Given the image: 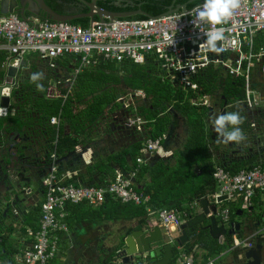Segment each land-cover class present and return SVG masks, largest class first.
<instances>
[{"label": "built area", "instance_id": "2783aa9c", "mask_svg": "<svg viewBox=\"0 0 264 264\" xmlns=\"http://www.w3.org/2000/svg\"><path fill=\"white\" fill-rule=\"evenodd\" d=\"M176 11L171 14L155 15L142 18H120L103 22L94 20L87 27L69 22H54L31 18L21 20L15 14L0 15V54L6 55L1 69L10 58L24 59L34 55L49 69H56L57 63L70 57L75 66L69 77L50 84L46 89L47 98H59L60 86H73L75 77L84 69L95 67L100 61L114 64L131 62L135 65L153 63L160 70V77L183 90L197 89L193 79L203 70L214 67L221 68L228 76L244 81V92L238 104L248 110L259 107V100L252 88V76L264 75V46L256 39L264 35V0H240V6L222 25L224 39L219 42L220 53L208 51L199 46L206 39L203 32L212 25L202 24L201 31L192 23V10L198 5ZM142 91L128 94L129 100ZM126 107L131 104L119 98ZM118 102V100H117ZM122 103V104H123ZM195 105L207 106V97H200L192 102ZM129 123L142 126L145 122L140 118H129ZM50 125L58 127L59 117H51ZM254 127V123L251 124ZM161 137L148 138L140 149L141 156L136 159L138 167L146 164L161 149ZM47 174L41 181L43 201L40 204L39 227L30 231L32 243L22 253L24 264H50L59 252L60 235L69 231L66 222L67 204L84 203L98 209L110 196L121 203L146 205L149 197L137 191L135 177L136 168L129 171L115 170L113 178L104 186H85L65 183L70 175H63L55 152L49 156ZM215 191L210 199L220 204L217 199L226 196V201H240L246 209L252 206L255 198L260 196L264 202V169L260 166L249 170H240L230 174L220 167L212 173ZM197 202L188 205L189 209H160L152 211L147 207L146 228L152 230L159 227L164 234L174 238L180 236L181 226L192 218ZM216 218L223 225L229 224L227 209H217ZM257 236V233L254 237ZM231 247L251 248L250 238L232 237ZM180 251V249H179ZM178 264H194V254L182 253L177 257ZM209 261L208 264H213Z\"/></svg>", "mask_w": 264, "mask_h": 264}, {"label": "trees", "instance_id": "16d2710c", "mask_svg": "<svg viewBox=\"0 0 264 264\" xmlns=\"http://www.w3.org/2000/svg\"><path fill=\"white\" fill-rule=\"evenodd\" d=\"M140 1L143 2L141 9L151 16L166 11L159 1ZM47 2L51 9L58 10L57 0H47ZM123 3L128 4L126 1ZM198 3L200 2L191 4L187 9ZM127 4L125 7L122 4L120 7H116L112 2H97L99 8L113 12H125L132 10L131 8H136V6L131 7ZM142 17L136 16L135 18ZM94 20L97 18L95 17ZM69 23L86 27L89 21L80 19ZM258 43L264 46V35L258 36ZM5 58L6 55L1 53L0 67ZM69 63H72L71 67L75 66L70 57L63 58L60 64L65 67L66 71H70L71 68H66ZM49 74L52 75L51 77H57L56 73L51 72ZM160 74V70L152 63L139 66L131 62L114 64L100 61L95 67L84 69L75 77L71 94L65 99L46 97L47 77L36 82L29 78V80H24L21 83L22 98L15 105L19 109L15 117L21 126L24 123L30 130H35V132L45 136L44 153L27 159L30 170H34V175L37 178L35 182L29 180V185L33 188L38 187L41 192H43L41 181L47 174L51 153L55 152L61 172L63 164L69 168L70 164L73 163V158L76 157L74 152L81 145H84L85 131L96 125L104 115L122 108V105L117 102L118 95L122 97L127 94H134L136 91H142L144 94L143 100L146 103L135 106V108L131 105L124 109L130 115L144 119V131L142 132L144 137L141 140H136L129 148L111 155L105 160L100 159L92 166H84L83 172L70 176L65 183L76 186H104L113 178L116 169L127 172L136 168L135 183L137 185L135 189L148 196L149 202L146 205L137 206L132 203H121L107 196L105 202L97 210L98 212L85 208L84 203L67 204L65 211L67 213L66 220L69 223L80 221L88 216L97 220L109 221L136 219L139 221V225H146L147 207L152 211L160 209L182 211L187 210L186 205L183 206L184 203H190L194 199L199 200L208 194H212L215 191L212 173L216 167H220L230 174H236L240 170H249L256 166L264 169V154L260 152L263 151L262 146L260 151H255V148H252V152L241 160H235L233 157L227 158L226 154L222 152L217 153L219 151L217 145L207 137L206 118L209 109L206 106L192 103L197 98L213 96L219 88L222 90V97L226 103L237 102L241 98H236V96L244 89L242 79L228 76L221 68L209 67L194 77L193 81L197 85V89L192 91L183 90L170 81L163 80ZM2 76L3 71L0 68V77ZM259 76L264 77V75ZM37 84L41 85L39 90ZM120 86L124 88L120 89ZM65 91V89L61 90L64 93ZM259 109L260 107L249 110L250 112L246 114L239 112L245 118L240 127L246 139L249 138L251 124L254 123L252 121L258 120L259 115L264 116L263 111H259ZM174 114L183 118L188 125L186 143L183 149L174 154V163L170 164L168 163L169 160L166 161L163 158H153V160H149L146 164L138 167L136 159L141 156L139 151L143 142L148 138L155 139L166 134L173 125ZM256 114L259 115L256 116ZM55 116L60 117L58 127L49 124L50 118ZM250 135L253 140L254 134ZM211 149L218 154L217 157L213 156ZM37 163L43 165V171H40V174L33 168ZM39 217L40 205L35 208L27 220L33 231L38 230L39 225L36 226L35 222ZM131 230L132 228L128 229L127 234ZM123 238L117 246L118 249L123 246ZM230 239L231 237L228 238L231 243ZM8 247L5 244H0V251L3 249L15 251L10 246ZM190 249L192 248L189 247L184 251L189 254ZM3 256L4 254L0 253V258Z\"/></svg>", "mask_w": 264, "mask_h": 264}, {"label": "crops", "instance_id": "0c3cea01", "mask_svg": "<svg viewBox=\"0 0 264 264\" xmlns=\"http://www.w3.org/2000/svg\"><path fill=\"white\" fill-rule=\"evenodd\" d=\"M90 22L91 21H89V23ZM256 41L258 43V37ZM29 58H33L34 59L33 63H38L41 66L43 65L47 73H51L50 71L52 69H49L46 66V64H44L34 55L26 56L23 59L27 62L26 68L29 67L28 71L30 70V65H31V63L28 61ZM59 62L61 63L62 59L58 61L57 63L58 66L52 72L53 74L56 73L57 77H51L50 79H48L46 88H48L50 84H53L58 80L63 81L64 79L69 77L70 74L72 73V67H71L72 63H69L66 66V68L68 67L71 68L70 71H66L65 67L62 66ZM154 66L156 67L155 64ZM257 75L256 76L253 75L252 78L253 79L256 78ZM59 89L66 90L65 93L59 90L61 96L63 95L68 96L69 94H71L72 86L71 88H69L68 86L62 85L60 86ZM215 95H216V91L213 94V96H206L209 100V104L206 106L208 107L209 112H210V107L212 105L211 99L214 98ZM221 95H222V92L220 96ZM220 96L218 98H220ZM120 98H123V97H120ZM11 99H12V104L9 108L8 114L5 117H0V244L1 245L5 244L7 245V247L10 246L11 248L15 249V251L11 252L9 251V249L7 251H5L6 249L1 250L0 253H3L4 256L0 258V264H24L22 260V253L27 247L31 245L32 238L29 235V232L33 231L30 225L28 224L27 220L29 216L34 212L35 208L39 206L41 202L43 201V192H41L38 189V187L33 188L29 185V180H30L29 174L31 170L29 168L30 164L28 163V160H27V158L29 157L28 156L29 152L27 151L28 146L26 147L25 145L27 144L28 139H29L28 134L30 133L29 132L30 129L24 123L21 126L20 123L18 122V119L15 117V115H16V110H19V109L18 107L15 106L17 103V100L15 98L13 99V93H12ZM129 103L135 108L133 104V98L132 100H129ZM121 105H123V108H120V109L124 110L127 108L126 104L123 103ZM259 107L260 108L262 107L261 103ZM6 117H9V118L7 119ZM131 118H140L142 121H144L143 118L137 117L135 115L132 116ZM178 118L184 121L186 128H187V134H186L185 141L182 144L181 148L178 150L183 149L186 143L187 137H188V125L186 124V121L183 120V118H181L177 114L176 115L174 114V117H173L174 122L171 128L168 130L166 134H164L163 136H159L162 139L161 151L163 150V148H166V149L169 148L168 147L170 144L169 138L171 134L173 133V130L176 129V123H177L176 121ZM209 120L210 119L207 116L206 118L207 137H209V131H208ZM178 150H175L173 154H175L176 151ZM162 156L163 155H155L151 158V160H153V158L155 159L162 158ZM33 168L37 170L38 174H40V171H43L42 163L40 165L37 163L36 166L34 165ZM116 170H119V169H116ZM210 196L211 194H208L202 198H206L209 204H214L211 201ZM199 200L194 199L190 203L183 204V206L186 205L187 207L188 205H191L193 202H197V206L194 208L192 217L201 213V206H200ZM223 202L237 203L240 201L233 202V201L224 200L220 202V204H222ZM256 202H259L258 197L253 200L252 206ZM220 204H216V206ZM252 206L250 207L251 211L253 210ZM85 208H90V209H93L94 211H97L100 209V207L98 209H95L86 204H85ZM250 208L243 209L240 206V209L235 210L233 212L227 209L229 212V224L225 226L226 229L228 230L235 229L236 224H239V223L235 222L233 217L241 216L243 213V210L250 211ZM223 209H226V208H223ZM259 216H262V213L259 214ZM207 218H209V216H207ZM216 220H217L218 226L223 225L219 219H216ZM66 222L68 224L69 231L66 234L60 235L58 255L53 261H51L50 264H111L112 263L111 253L113 249L120 244L121 239L124 237L123 238L124 240L125 237L129 235L127 234V230L130 228H132V230L138 229L142 225V224L139 225L138 224L139 221L136 219L131 220V221H124V220L109 221V220H97L93 217H88V216H86L84 219L80 221H75L73 223H69L67 220ZM251 222L254 223V225L252 224L253 229L249 233H245L246 234L245 236L240 234V229L242 227V224H239L240 229L232 236H225L223 240L213 239L210 236L209 231L207 229L208 225L203 226V223H202L201 227L203 229H200V232H198L197 231L198 229L196 228L192 233L188 234L189 236L193 238V240H189L186 244H184L181 247H178L177 245H175L174 249L176 250L180 249V251L178 250L179 253H177L176 256L179 257V255H181L182 253L187 254V252H185L184 250H187V248L191 247L192 249H190L189 252L194 254V264H208L210 260L214 259V257H217L220 254V252H222L223 245L227 243L229 244V249L230 251H232L233 256L229 260H227L226 264H246L247 260L245 259L244 254L250 248L233 249L230 246L229 240H228L229 243L226 242V240L229 237H231L230 241L232 242L233 236H236L241 239L250 238L254 246L257 238H260V237L264 238V226L261 225V222H263V219L261 220L255 219L254 221H251ZM35 223H36V226L39 225L38 218ZM87 223H92V224L97 223V224H94L95 226H92L93 228L91 227L90 229H87L88 227ZM244 224L250 225V222L246 220ZM119 225H123V227H121L119 231L114 232L111 230L113 226H119ZM256 233H257V236L254 237ZM199 238H200V241H198ZM189 242H191V244L188 246ZM253 246L251 248H253ZM177 257H175V261L174 259H172L170 264H178ZM261 264H264L263 249H262V263Z\"/></svg>", "mask_w": 264, "mask_h": 264}, {"label": "water", "instance_id": "95a60500", "mask_svg": "<svg viewBox=\"0 0 264 264\" xmlns=\"http://www.w3.org/2000/svg\"><path fill=\"white\" fill-rule=\"evenodd\" d=\"M83 2L89 12L83 15H61L48 7L44 0H0V15L15 14L14 8L21 5L19 18L23 21H28L31 18H38V13L42 12L46 15V18L54 22H71L73 20L88 18L91 22L94 21V17L97 21L103 22L105 19L113 21L120 18H135L136 16L151 17L141 9V5H136V9L125 12H110L101 9L97 6L98 0H78ZM187 8L185 5L178 6L175 10L169 8L166 12L161 13L171 14L176 11H185ZM24 11L31 15V18L24 16ZM27 67V62L19 58H10L6 63V66L1 69L3 76L0 77V109H3V114L0 117H5L8 114L9 108L12 104L11 92L15 87L16 80L19 77L21 70ZM244 92L241 91L236 98L243 97ZM117 96L118 103L122 104V100ZM224 99V98H223ZM226 102L224 101V105ZM123 108V105H122ZM211 110V109H210ZM113 115L120 116L119 112L113 113ZM217 133L213 131L211 139L216 137ZM226 200V196H222L217 199L220 203ZM201 206V213L190 218L181 226L180 236L177 238H171L164 234L159 227H154L152 230L146 228V225H142L138 229L132 230L123 241V246L118 249L116 246L112 251V263L111 264H170L173 257H175L173 245L178 247L183 246L189 240H193L189 233H192L196 228L203 229L202 223L208 219L209 224L207 229L210 236L215 240H223L225 236L234 235L239 229L240 225L236 224L235 229H226L224 225L218 226L216 211V204H209L206 198L199 200ZM251 211V208H250ZM209 216V218H207ZM194 237V236H193ZM264 245V238H257L253 248L247 250L244 254L247 260L246 264H261L262 263V249ZM179 250V249H178Z\"/></svg>", "mask_w": 264, "mask_h": 264}, {"label": "rangeland", "instance_id": "374dc122", "mask_svg": "<svg viewBox=\"0 0 264 264\" xmlns=\"http://www.w3.org/2000/svg\"><path fill=\"white\" fill-rule=\"evenodd\" d=\"M28 61L31 63L30 71L28 72L24 71L23 74L20 76V81L29 80V78H31L32 74L34 73H43V77L46 76L48 79L51 78L52 75L47 73L43 65L41 66L38 63H33L34 62L33 58H29ZM50 72H53V70H51ZM256 75L257 74H254V76ZM252 80H253L252 85L256 92V97L259 100V104L261 103V106H262L259 109V111H263V114H264V77L257 75V77L254 79L252 78ZM119 88L123 89L124 87L120 86ZM221 91L222 90L220 88L216 91V95L214 98L211 99L212 100L211 103L213 101L215 102L218 101V97L220 96ZM122 97H125V99L127 98L126 100L129 101L128 95L127 96L125 95ZM143 97L144 95H137L133 97L134 106H138V105L146 103L144 102ZM124 102L125 104L127 103L125 100ZM28 109L30 110L29 107ZM116 112L120 113L119 117L117 115H113V113H116ZM113 113L104 115L102 118L99 119L96 125L88 128L85 131L84 145H81V147L78 148L74 152L76 157L73 158L72 170H71V164L69 167L70 169L66 168L67 165L63 164L62 166L63 175L72 176L75 173L83 172L84 166H92L95 164L97 160H100V159L105 160L109 156L117 154L126 148H129L136 140H141L142 137H144L142 133L144 131L143 125L136 126V125L130 124L128 119L131 118V115L129 114L128 111L120 109V110H116ZM257 115L259 114H256V116ZM176 122H177L176 129L173 130V133L171 134L169 138V141H170V144L168 146L169 148L168 149L163 148L162 151H161L162 149L161 148L160 152L158 153V155H163L162 158L164 160L166 161L169 160L168 163L170 164L174 163L173 152L181 148L182 144L185 141L186 134H187V128H186L184 121L178 118ZM210 122H211V119L209 120V123ZM252 122H254L255 126L251 127L250 134H254L255 138L252 140L250 137L251 135L248 134L249 138L242 141L241 142L242 145L238 144V146L239 147L252 146V148H255L254 149L255 151H260L261 145H262L263 151H260V152H263L264 154V116L262 117L261 115H259L258 120L252 121ZM29 132H30L29 133L30 135H28L29 139L25 146L30 147V149L27 150L29 152L28 158H32L34 157V155H39V153L43 152V148L45 145V136H41L40 134H38V132H35V130H30ZM258 145H260V147H258ZM212 151H213V156L217 157L218 152L215 153L214 150ZM42 157H44V155H42ZM77 157L79 159H76ZM76 169H79V170H76ZM32 171H30L29 178L30 180L35 182L37 178L34 175V170ZM96 174H99V173L96 172ZM95 177L98 178L97 176ZM258 200L259 202H256L253 204L252 211L243 210V213L241 216L233 217L235 222L242 224V227L240 229L241 235L245 236L246 235L245 233H249L253 229L252 224L254 225V223H252L251 221H254L255 219H258V220L263 219V222H261V225L264 226V202L262 201V198L260 196H258ZM240 206L243 209H246V207L243 205L242 202H237V203L223 202L222 204L218 205L217 208L218 209L226 208L233 212L235 210L240 209ZM186 208L189 209V207H186ZM261 213H262V216H259V214ZM246 220L250 222V225L244 224ZM94 224H97V223H94ZM94 224L87 223L88 225L87 229H90L92 226H95ZM208 224H209V220L206 219L205 222H203V226H207ZM121 227H123V225L113 226L111 230L114 232H117L121 229ZM197 229H198L197 231L200 232V229L199 228ZM176 234L177 233H171V238L173 239L176 236ZM198 241H200V238L198 239ZM226 242H228V239L226 240ZM190 244L191 242H189L188 246ZM230 246H232L231 243H230ZM173 248H175L174 245H173ZM174 251H175V256H176L177 253H179V251L176 249H174ZM232 256H233V253L229 249V244L226 243L225 245H223L222 252H220V254L217 257H214V259L212 260H214V264H226L227 260H229ZM263 256H264V248H263Z\"/></svg>", "mask_w": 264, "mask_h": 264}, {"label": "clouds", "instance_id": "9594fccd", "mask_svg": "<svg viewBox=\"0 0 264 264\" xmlns=\"http://www.w3.org/2000/svg\"><path fill=\"white\" fill-rule=\"evenodd\" d=\"M240 6V0H204L203 4L198 5L192 10L194 19L192 23L196 29L201 31L202 24L212 25L211 29L203 32L206 39L199 46H204L208 51L220 53L222 49L219 42L224 39V29L217 27L225 23ZM43 78V73H34L31 76L33 82ZM38 90L41 85L37 84ZM4 110L0 109V114ZM244 117L239 112H227L212 118L214 131L219 134L223 142L241 143L246 139L240 125L244 122ZM226 226V225H224Z\"/></svg>", "mask_w": 264, "mask_h": 264}, {"label": "flooded vegetation", "instance_id": "af4514ba", "mask_svg": "<svg viewBox=\"0 0 264 264\" xmlns=\"http://www.w3.org/2000/svg\"><path fill=\"white\" fill-rule=\"evenodd\" d=\"M89 1H87V2H89ZM106 1L109 3L112 2L114 4V6H116V7L117 6L120 7L121 4L125 7L127 3H123V1L128 2L127 5L131 6V7H135L138 4H140L142 6V4H143V2L140 0H139L140 2L139 1L134 2L133 0H98L97 2H106ZM156 1H159L162 5V8H165V10L167 11L169 8H171L172 10H175L178 6H183V5H185L187 8L191 4H193L195 2H202L203 0H156ZM44 2L48 7H50L47 0H44ZM57 2H58L57 3L58 4V7H57L58 10L57 11H59V12H57L55 10L54 11L57 12L58 14H61V15H83V14H86L89 12L87 6L83 2L78 1V0H72V1L57 0ZM97 2H96V4H97ZM131 9L134 10V8H131ZM14 10H16L15 15L19 16L20 10H21V5H19V3H18L17 6L14 8ZM110 12H113V11H110ZM24 16L27 18H31V15L25 11H24ZM38 19L49 20L46 18V15H44V13H42V12L38 13ZM77 20H80V19H77ZM81 20L90 21L88 18H81ZM28 69H29V67L25 68V69L23 68L21 70V73L16 80L15 87L13 88V90L11 92V96L13 93V99L15 98L17 100V102L20 101V99L22 98V94L20 93V91L22 90L21 83L23 81H20V76L23 74L24 71L28 72ZM224 100L225 99H223V97L221 95L220 98H218L217 102H215V101L212 102V105L210 107L211 110L208 114V117H209V119H211V121H212V118L214 116L225 114L227 112H240L243 114L250 112L248 109L246 110V108L244 109L243 106H240L238 104L240 99H238L237 102H230V103H226L225 105H224ZM16 112H17V110H16ZM208 131H209L210 140H212V142L214 144H216L218 149H219L218 153L222 152V153L226 154L227 158L233 157V159H235V160H241V159L247 157L248 153H251L253 150L252 146L239 147L238 144L235 142L225 143V142H223V139L219 136V134H217L214 139H211L212 133L214 131V126H213L212 122H210L208 124ZM239 145H242V143H239ZM28 149H30V147ZM175 257H177V256H175ZM175 257L173 258L174 261H175Z\"/></svg>", "mask_w": 264, "mask_h": 264}]
</instances>
